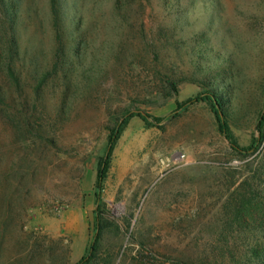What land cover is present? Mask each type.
<instances>
[{"label":"rangeland","instance_id":"obj_1","mask_svg":"<svg viewBox=\"0 0 264 264\" xmlns=\"http://www.w3.org/2000/svg\"><path fill=\"white\" fill-rule=\"evenodd\" d=\"M7 3L22 81L0 75V93L34 99V180L24 223L0 229V264H231L221 248L264 243V144L234 151L207 102L174 115L178 101L215 92L241 145L259 134L264 0ZM129 110L165 119L158 127L135 116L120 137L93 254L98 162ZM243 198L252 214L233 219Z\"/></svg>","mask_w":264,"mask_h":264},{"label":"trees","instance_id":"obj_2","mask_svg":"<svg viewBox=\"0 0 264 264\" xmlns=\"http://www.w3.org/2000/svg\"><path fill=\"white\" fill-rule=\"evenodd\" d=\"M0 2V13L3 16L0 28V75L12 87L19 88L22 78L17 73L16 60L22 55L13 26L17 22L16 7L8 4L7 0ZM53 7L57 12L56 7L54 5ZM57 23L58 20H56V27L59 26ZM61 35V31L58 30V39H61ZM50 74L51 72L44 73L40 84L45 82ZM172 86L175 88L173 83ZM7 98L5 94L0 93V229L4 230L13 224L24 223L29 208V200L24 195L30 192V190H25V187L34 180V160H30V154H32L30 152H34V99ZM199 102H207L210 105L216 116L219 131L228 140L234 151L243 156H249L263 147L264 109L257 122L259 134L253 136L249 145H241L229 122L224 102L215 92L204 91L183 101H178L174 115L181 114ZM135 116L142 118L148 126L160 127L165 119L147 112L129 110L110 129L105 154L98 162V178L95 189L97 201L95 236L91 244L93 254L99 248V242L105 228L100 214L103 206L104 182L112 164L116 145L125 128ZM253 208L254 202L252 200L240 199L232 218L239 220L248 218L252 214ZM245 247V250H239L236 254V249L230 246L221 248L220 254L225 256L226 251H228L227 254L232 259L231 264H264V243L248 244ZM88 261L89 258L84 256L78 264H87ZM225 262V260L221 261L220 259L208 261L205 257L199 264H226Z\"/></svg>","mask_w":264,"mask_h":264}]
</instances>
